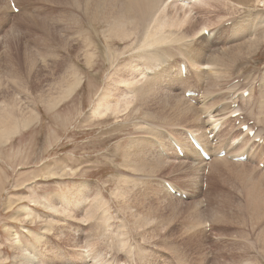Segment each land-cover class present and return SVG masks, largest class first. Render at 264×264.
<instances>
[{
	"label": "rangeland",
	"instance_id": "374dc122",
	"mask_svg": "<svg viewBox=\"0 0 264 264\" xmlns=\"http://www.w3.org/2000/svg\"><path fill=\"white\" fill-rule=\"evenodd\" d=\"M12 1L9 0L10 5ZM80 1L32 0L25 14L20 16L21 7L14 2L18 11L11 5L14 9L12 15L0 13V104L3 105L0 107L5 106L4 109L7 108L11 115L17 117H24L23 111H26L25 116L30 118L28 126L18 120V134L11 133V136L0 139V264H17L13 246V237L17 232L22 243L34 245L33 251L41 252L40 257L46 259L42 261L44 264L80 261L82 253L86 257L87 254L90 257V253L99 254L102 259L99 264H243L242 261L264 264V175L246 167L216 166L211 174L207 168V172L201 175L194 171L191 174L184 167L175 171L162 169L159 177H163L166 182L172 181L184 193L173 201L159 194L158 184L152 179L154 177L147 178L148 192L153 191L149 195V203L159 206L157 214L166 216L168 221L159 229L132 224L131 233L125 235L133 243L132 250L129 246L125 247L126 244L122 245L119 234L111 232L108 236L105 229L104 232L100 229L91 243L84 242L88 226L78 221V218L85 219L87 215L77 207L72 210L77 216L76 220H61L64 218L61 211L64 196L68 195L71 202L75 203L79 195L91 197L94 191H99L110 202L113 216L120 212L119 202L112 192L120 181L125 188L123 173L127 170L122 164V147L130 141V136L146 134L145 130H136L137 122L149 121L148 126H152L159 125L160 121L151 124L152 119L146 116L141 102L133 104L128 114L101 115L93 111L103 92H111L116 100L127 89L120 80L130 79L136 74L138 76L136 71L144 68L148 58L144 57L153 48L150 37L159 35L158 26L161 27L162 35L165 33L166 38L173 39L175 35H180L179 32L197 34L202 27L213 30L216 26L214 29L227 33L224 30L236 24L241 29H254L256 34L253 37L261 39V34L264 37V0H172V5L170 1L169 5L164 4L167 12L162 6L160 12L156 13L155 18L161 21V24L158 20L159 24L154 22L153 25L157 23L156 27L151 25L152 17L148 16L151 12L145 10L144 3L136 8L133 5L135 0H107L102 4L94 0L91 3ZM84 4L94 6L87 9ZM103 4L108 7L106 10H103ZM99 8H103L102 11ZM128 10H131L130 13L126 12ZM83 11L86 19L85 15L82 16ZM141 14L146 16L142 17ZM113 17L114 20H118L117 17L123 20L120 18L117 23ZM109 19L113 21V26ZM178 22L188 24L183 28ZM114 23H122L127 25L126 29L129 26L131 29L122 30L121 24L120 28L115 25L114 30L117 32L112 31ZM143 26L147 27L146 31L150 29V34L143 30ZM151 27L157 29L158 33L155 34L153 30V37ZM167 28L171 30L170 34ZM132 29L133 32L137 31L131 37L128 31ZM110 31L117 34L114 33V36ZM123 31L128 32V35ZM118 32L124 37L119 36ZM162 35L157 37H164ZM248 46L237 54L236 59L239 60L236 61L238 65H235V71L239 74L254 72L259 77L264 70V44L253 56L245 57L256 48L257 43H249ZM173 52L177 53L178 48ZM70 85L72 94H65ZM166 94L159 90L150 96L145 103L147 108L152 112L159 107L165 108L170 96L168 92ZM59 97L61 100L58 104L52 106V102ZM160 97H163L162 102ZM261 107L260 112L254 105L256 112L262 113L264 117V106ZM132 110L134 113H131ZM262 121L259 125L264 128V119ZM167 126L161 127V137L150 135L155 148L150 141L147 142L153 153L157 154V149L163 152L164 157H174L176 160L170 138L174 133L170 131L172 127ZM5 133L0 135L4 136ZM260 167H264L263 163H260ZM220 168H224L222 173ZM178 198H181L180 202L176 200ZM50 202L55 206L57 204L58 211L52 212L47 208ZM262 207V211L258 209ZM28 214L33 216L35 223L29 222L33 221L30 220L32 218H28V221L23 219ZM199 214L204 222L208 219L205 230L203 233L188 232L187 226ZM114 221L119 223L117 219ZM62 229L65 230L63 237L60 234ZM75 231L82 234L80 250L69 241L77 237ZM56 233H59L58 236ZM42 234L43 237L37 239ZM138 245H143V250L147 251L135 248ZM85 264L94 263L87 261Z\"/></svg>",
	"mask_w": 264,
	"mask_h": 264
},
{
	"label": "bare ground",
	"instance_id": "6f19581e",
	"mask_svg": "<svg viewBox=\"0 0 264 264\" xmlns=\"http://www.w3.org/2000/svg\"><path fill=\"white\" fill-rule=\"evenodd\" d=\"M106 1L107 0H94V2H96L98 4H100V3L102 4V2H106ZM169 1H170V4L174 3V2H171L172 0H135V4L133 3V5H135L137 8V6L139 7L141 4L143 5V3H144L145 10H148L149 13L151 12V14H149L148 16L151 15L152 19H156L155 18L156 13L160 10V8L162 6H164V4H168ZM195 1H197V0H195ZM198 1L200 2V0H198ZM14 2H16V4H18L19 7H21L20 8L21 11L19 12L20 14L18 15V16H20V15L25 14L24 11L28 8L27 5L29 3H31L32 0H14ZM80 2H82V1H80ZM85 2L91 3L92 0H85ZM176 2H178V1H176ZM176 2H175V4H176ZM70 3H71V1H70ZM230 3L233 4L232 1ZM245 3H243V4H245ZM15 6H17V5H15ZM72 6H73V4H72ZM89 6L85 5V7H87V9H90V8H88ZM246 6H248V4H246ZM81 7L83 8L82 5H81ZM100 7H102V5ZM103 7H105L104 4H103ZM79 8H80V6H79ZM107 8L108 7H105V9H103V8L102 9L106 10ZM163 8L165 9V11L167 10L166 9L167 7L164 6V7H162V9ZM180 8H181V6H180ZM240 8H241V6H240ZM102 9L100 10V8H99L100 11H102ZM127 9H128V7H127ZM134 9H135V7H134ZM237 9L238 8H236V10ZM241 9H243V8H241ZM13 10L14 9L11 7L9 0H0V13L12 15ZM131 10H133V9H131ZM184 10H186V9H184ZM243 10H240V12ZM130 11L128 10L126 12L130 13ZM71 13H73V12L71 11ZM82 13H84V11ZM88 13H90V12H88ZM100 14H101V12H100ZM83 15L86 16L85 13L82 14V16ZM182 15H184V14H182ZM96 16L94 19H96ZM143 16L144 15H142V17ZM23 17H25V16H23ZM80 17H78V18L80 19ZM171 17H172V15H171ZM86 18H87V16L85 17V19ZM117 18H118V20H120V18H122V17H120V18L117 17ZM128 18H131V17H128ZM165 18L167 19L168 16L167 17L165 16ZM176 18H174V19L176 20ZM112 19L114 20V17ZM148 19H149V17H148ZM152 19H150L151 21H153V23L151 25H153L154 22L158 23V21L161 24V21L159 19H156V20H152ZM174 19H172V20H174ZM110 20L111 19H109V22H110ZM118 20H114V21L115 22L117 21V23H118L119 22ZM122 20H123V18H122ZM175 20H174V22H175ZM180 20H178V21H180ZM189 20H192V19L190 18ZM125 22H126V20H125ZM165 22L166 21H164L163 24ZM111 23H113V21L110 22V24ZM157 23H155V25ZM121 24L119 23L117 25L116 23H114V28H111L112 31L115 29V25H116V27L117 26L119 27V25L121 26ZM178 24H180V23L178 22ZM187 24L185 22H183L180 25L184 28ZM111 25L113 26V24H111ZM122 25H123L122 27H124V28L121 27L122 30L125 29L127 31L130 28V26H129L126 29L127 25L126 26H124V24H122ZM136 25H137V23H136ZM146 25L148 26V24H146ZM155 25H153V26H155ZM257 25H258V23H257ZM260 26H262V25L260 24ZM143 27H144L143 30L145 29V31H146L147 27L146 28H145V26H143ZM158 27L159 28H157V29L158 30L160 29V32L158 31L159 35H155L154 38H151L149 35L150 29L148 31H146V33H149L147 35H149L150 39H152L153 48L148 53V56L145 55V57H144V55H143L144 58L148 57L146 63L145 64L143 63L145 65V66L143 65L144 68L140 69V70L137 68L138 69L137 71L135 70L136 68L134 69V71H136L138 73V76L136 74V76H134L132 78L129 77L130 79L120 80L121 83L125 84L127 89L122 94H120L121 97H120V95L117 96L116 100L113 98L111 92H108V91L103 92L102 95L99 97V102H98L97 107L93 111V112L101 114V115H107L109 113H112L114 115H119V114H124V113L128 114V111L132 108L133 104H136L137 102H141L144 105L143 107H145L146 116L148 118L150 117L152 119L151 124H153V122H155V124H157V121H160V123L158 122L159 125L148 126L150 123L149 121H147V122H149V123H147L146 121H139L140 120L139 119L138 120L139 122H137L136 124L134 123L135 128H136V130H140V132H142L141 130H145L144 132L146 134L144 136H142V134H141V136L138 134L135 135V137H133L134 135L130 136V139H129L130 141L128 140L129 142H126L125 146L122 147V149H123L122 154H121V155H123V163L122 164L127 170L125 173H123L124 174L123 176L125 177V188L120 184L122 182V181H120V182H118L117 188L112 192L113 197L115 199H117V201L119 202L120 212H116L115 215L113 216L110 212V202L107 201L106 198L99 191H97V192L94 191L95 194L94 195L92 194L93 196L91 195V197L79 195L78 199L75 203L71 202L68 195L63 197V203L64 204H63V210H61V211H62V215H64L63 216L64 218L61 220H68V218L76 220L77 216H75V214L72 213V210H74L76 207L79 208V210L81 212H83V214L85 213L87 215V217H86L87 219L86 218L85 219L84 218L83 219L78 218V221L81 220V222L84 223V225L88 226V230H87L86 237L84 238V242L91 243L92 240L95 239V237H96L94 235L97 234L98 232H100V229L101 230L103 229V232L105 229L106 230L105 234H107L108 236H110L111 232L113 234H119L122 237L121 238L122 245L126 244L125 247L129 246V247H131L130 250H132L133 243L129 242L130 241L129 236L125 237V235H127L128 232H129L128 234L131 233L130 227L132 224L142 225V226H146V227H150V228H154V229H159L161 226L166 225L168 218L164 215H158L157 214L158 212H156V210L159 208V206H156L154 204L149 203V201H150L149 195L151 193H153V191L148 192L149 191V189H148L149 183L146 182V179L154 177L152 179H154L158 184L159 194L161 196L167 198L168 200L171 199L173 201L174 198L179 196V194L182 195L184 193H182L183 191L180 192V190H178L175 187V185H174L175 183L173 184L172 181L166 182L163 177H159L158 174L160 173V171H162V169L167 168L168 170L171 169L172 171L173 170L175 171V170H181L184 167V168H186V170H190V173H191V171H194L197 174L201 175V174L205 173L207 168L209 169L210 174H211V171H214L216 166H226L227 168H229V167L239 168L241 166L240 169L243 167H246L247 169L258 170V171L262 172V174L264 175V167L263 168L260 167V163H263V165H264V142L256 141V138H259V137L262 140H264V128L260 127V125H261L260 123L264 119V117L261 115L262 113L260 114V112H261L260 108H263V107H261L262 105L264 106V104H263L264 98H262V97H264V70H263V73L259 77L254 72L253 73L250 72V74L249 73L248 74H245V73L239 74L240 72L237 73V71H235V68L237 67V66H235L237 64L236 61L239 60V59H236L237 54L242 49L243 50L246 49V46H248L249 43L255 42V43H257L256 48L252 52H250L248 56H245V57L253 56L255 53H257L259 51L261 46L264 44L263 35L260 33L262 36L261 39H260V37L255 38V37H253L256 34L254 29H251V30L250 29H241L238 25L233 24V25L228 26L227 29L224 30L227 33H224V32L222 33L218 29H214L216 26L214 28H212L213 30H210L206 27H204V28L202 27L198 32H196L197 34L189 35L186 31H184L182 33L179 32L180 35H178V34L175 35L176 36V37L174 36L175 39H174V37H172L173 39H168L164 36L165 33H164V35H162L161 27L160 26H158ZM224 27H226V26H224ZM82 29H83V27H82ZM116 29H118V28H116ZM157 29H153L151 27L152 37L154 36L153 30H154L155 34H158L156 32ZM237 29H238V31H237ZM169 30L170 29H168V31ZM112 31H110V32H112ZM114 31L117 32V30H114ZM126 31H125V33H126ZM135 31H137V30H135ZM170 31L168 32L169 34H170ZM205 31H208V32H205ZM128 32H130L129 36L133 35V33H134L133 29L128 31ZM128 32L126 33L127 35H128ZM142 32H141V34H142ZM176 32L175 33L173 32V33L176 34ZM107 33L109 34V31ZM114 33L112 32L113 35H114ZM123 33H124V31H123ZM116 34L117 33H115V35ZM118 34H120V33L118 32ZM144 34H145V32H144ZM136 35H137V33H136ZM138 35H139V33H138ZM160 35H162L164 37H157ZM119 36L124 37L122 33ZM129 36H126V37H129ZM171 36L172 35H170L169 37H171ZM140 37H141V35H140ZM146 38H147V36H146ZM141 39L142 38H140L139 40H141ZM144 42H146V41H144ZM197 42H198V44H197ZM142 44H144V43H142ZM148 47H151V46L148 45ZM177 48H178V52L174 53L173 50L176 49V51H177ZM141 51H144V50H141ZM242 58H244V57H242ZM140 64H138V65H140ZM183 66L185 69L184 71H183ZM138 67L140 68V66H138ZM132 68H134V67H132ZM240 70L238 69V71H240ZM193 82H195L196 84L192 85ZM157 87H160L161 89H156ZM72 90H73L72 86L70 85L68 87V89L66 90L65 94L69 93V95H71L73 92ZM159 90L162 91L163 94H166V92H168V95H170L168 97L169 101H166V107L165 108L159 107L154 112H152V111H150L149 108H147V105L145 103L149 99L150 96L154 95ZM162 99H163V97H160L159 100L162 102ZM59 100H61L60 97L55 99V101H53L51 105L52 106L57 105ZM244 104H246V107H244ZM1 105L2 104H0V106ZM254 105L256 108L258 107V110L260 109V112H256V110H255L256 108H254ZM4 107H0L1 108L0 110H2L0 112V133H4V132H6V133L4 136L0 135V139H2V138L4 139L7 136H11L12 135L11 133L16 134L18 132V123H19L18 120H22V122L25 126H28V123L30 122V118H27L26 117L27 115L25 116V113H27L26 111H23L24 117H17V116H15V114L11 115V111L7 110V108L4 109ZM140 108H141V106L138 108V111ZM237 112L239 114L237 116H234V113H237ZM131 113H134V111L132 110ZM94 115H96V114H94ZM143 116H144V114H143ZM146 116H144V117H146ZM35 118L37 119L38 116L35 115ZM232 118H234V119H232ZM9 123H11V124H9ZM165 125L172 127V129L170 128L171 129L170 131L174 134H172V136L170 135V138L172 139L171 143L174 146V152L177 156L176 158L180 159V160H177L176 158H175L176 160H174V157L173 158L170 157V159H169V156L164 157V155L162 154L163 152L160 153L156 149V151H155V152H157V154H156V153H153L150 149L151 146L147 142V141L151 142L150 135L151 136L155 135L156 137H158V136L161 137L162 132L160 130H161V127H163ZM243 125H248L249 130L255 131V136L254 137L249 136L248 131L243 132L241 129ZM262 126H264V124ZM188 133L194 134L199 139V141L203 144L207 153L210 155L209 159L203 157L200 154V152L191 145V143L188 140ZM164 136H166V135H164ZM151 144H152L153 148H155L153 141L151 142ZM157 146H159V145H157ZM162 151H163V149H162ZM241 158H243V159H241ZM237 166H239V167H237ZM222 170L224 171V168L219 170V171H221V173H222ZM177 173H179V172H177ZM212 174H213V172H212ZM191 181H193V180H191ZM200 181H201V179H200ZM256 182H257V180H256ZM166 184H168V185H166ZM87 185H88V183H87ZM82 186H85V185H82ZM173 191L175 192V194L172 193ZM142 195H144V196H142ZM130 196H132V197L129 198ZM133 198H134V200H133ZM176 200L180 202L181 198H178ZM6 203H8V202H6ZM168 203H170V202H168ZM202 204H203V202H202ZM4 205L6 206V204H4ZM47 208L52 210V212L58 211V209H59L57 207V204L55 206L54 203H52V202H50L47 205ZM258 209L263 210V207L258 208ZM258 213H261V212H258ZM261 214H263V213H261ZM60 215H61V213H60ZM13 218L16 219V217H13ZM28 218L29 219L32 218L30 220H33V221H29V222L35 223L33 216H30V214H28L27 218H23V219L28 221L29 220ZM114 219H117L119 221V223H116V221H114ZM209 220H210V218H209ZM207 221H208V219H207ZM207 221H205V222H207ZM205 222L199 214L189 223V225L187 226V231L190 233L191 232L203 233V230H205V228H206ZM96 228H99V230H96ZM47 229H45V230H47ZM60 231H61L60 234L63 237L62 233L65 230L62 229ZM263 232H264V230H263ZM75 233H76L77 237H73L69 241L71 242L72 246H74L76 249L78 248L80 250L82 248V247H80L81 246L80 244L82 241V238H81L82 234L79 231L78 232L75 231ZM101 233H102V231H101ZM45 234L46 233L44 232V235ZM58 234H57V236H58ZM45 236H47V235H45ZM41 237H43V234L37 239H40ZM13 238H14V241H13L14 245L13 246L15 248V253H16L15 256L17 258V260H16L17 264H44V263H42V261H45L46 259L44 260L40 257L41 252L39 253L36 250L33 251L35 249L34 245L27 246L24 243H22L21 238H20V234L18 232L14 234ZM135 248H138L139 250L140 249L143 250V245L135 246ZM28 250H29V252H28ZM143 251H147V249H144ZM27 252H28V255H25ZM82 254H81V260L80 261H74L73 260L70 263L69 262L66 263L64 261H61V264H85V262H87V261H92L94 264H99V262L100 263L102 262V259L99 258V254L90 253L91 254L90 257H89V254H87V257L84 253H82ZM26 256H28V258H30V257L31 258L27 259ZM141 256H142V254H141ZM19 257H20V259H19ZM142 258H144V257L142 256ZM242 262H243V264L249 263V262H244V261H242Z\"/></svg>",
	"mask_w": 264,
	"mask_h": 264
},
{
	"label": "crops",
	"instance_id": "0c3cea01",
	"mask_svg": "<svg viewBox=\"0 0 264 264\" xmlns=\"http://www.w3.org/2000/svg\"><path fill=\"white\" fill-rule=\"evenodd\" d=\"M24 128H26V127H24ZM20 131V130H19ZM19 131L17 132V134L19 133Z\"/></svg>",
	"mask_w": 264,
	"mask_h": 264
}]
</instances>
